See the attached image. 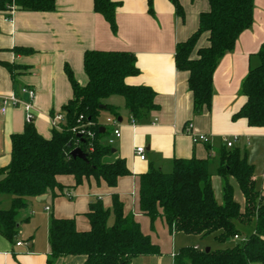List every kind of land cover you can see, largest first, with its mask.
<instances>
[{
  "label": "trees",
  "instance_id": "16d2710c",
  "mask_svg": "<svg viewBox=\"0 0 264 264\" xmlns=\"http://www.w3.org/2000/svg\"><path fill=\"white\" fill-rule=\"evenodd\" d=\"M169 1L176 14L183 18L179 1ZM207 1L208 9L199 14L197 29L187 39L177 42L174 52L176 68L188 73L194 114L210 110L214 70L223 55L234 48L239 34L252 24L254 0ZM119 5L115 0H93V10L105 19L114 34ZM148 5L151 13V0ZM54 7L55 0H0V11L6 13L13 10L49 12ZM204 33L207 44L197 47ZM256 60L240 85L239 93L245 102L232 119L244 118L248 126L264 127V44L256 53ZM83 69L87 83L81 86L69 67H64L72 97L62 107L64 119L60 130L52 129L50 138L46 139L31 122L25 123L21 133L10 137V162L0 169V194L11 197L10 207L0 208V234L9 241L17 234L19 213L26 208L29 198L48 192L52 197L62 194L60 176H72L74 186L92 180L96 185L103 183L114 188L120 177L130 175L125 160L112 158L113 147L103 142L106 130L99 123L100 113L105 109L118 119L117 108L105 104L104 100L119 95L124 100L129 121L140 122L147 113L157 109L155 91L125 83L126 77L138 73L131 52L85 51ZM80 125H86L84 128L93 136L78 134L76 128ZM75 148H80L86 158L72 157L71 151ZM217 158L216 172L224 181L221 203L216 201L212 188L211 157L192 156L173 159L168 172L151 166L138 176L139 210L149 218L151 229L156 219L162 218L171 234L212 235L219 243H227L235 235L240 236L243 229L253 228L243 241L231 246L208 251L194 246L181 247L173 257V264H264V197L257 187L254 167L236 145L221 146ZM229 178L237 183L243 206L234 200ZM111 198V207H105L99 200L89 204L85 214L89 228L85 231L77 230L73 218L51 217L50 254L46 264L74 255L84 256L83 264H134L139 257L161 254L158 245L141 231L134 215L123 212L117 194L112 193Z\"/></svg>",
  "mask_w": 264,
  "mask_h": 264
},
{
  "label": "crops",
  "instance_id": "0c3cea01",
  "mask_svg": "<svg viewBox=\"0 0 264 264\" xmlns=\"http://www.w3.org/2000/svg\"><path fill=\"white\" fill-rule=\"evenodd\" d=\"M115 1L120 2L115 13V34L105 19L93 10V0H55L54 10L49 12L0 11V102L1 97L8 94L26 102L28 97L21 89H33L32 123L43 138H50L52 117L64 116L62 107L72 97L64 67H69L79 85L87 83L83 54L88 50L134 54L138 73L126 77L125 83L150 87L155 91L157 105V109L147 113L142 121L131 124L121 96L112 95L104 100L105 104L117 108L121 118V135L112 144L115 151L112 158H123L130 175L120 177L114 188L103 183L96 185L92 180L74 186L72 176H60L58 180L64 187L62 194L52 197L48 192L40 201L36 197L29 198L26 208L19 213L15 238L9 241L0 234V264H46L50 254L51 217L73 218L77 230L85 231L89 228L85 216L89 204L99 200L105 207H111L112 193L122 202L123 212L134 215L141 231L161 252L158 256L139 257L134 264H173V257L181 248L175 245L177 233L181 232L171 234L162 218L156 219L151 229L149 218L139 210L138 176L151 166L168 172L175 158L210 156L211 165L219 148L224 146V140L233 136H238L235 145L253 165L257 187L264 197V127L248 126L244 118L232 119L245 102V97L239 93L241 82L249 66L256 63V53L264 44V0L253 1L252 24L239 34L234 48L218 62L212 78L210 110L200 114L193 113L188 73L176 68L174 52L176 43L187 39L197 29L198 16L208 9V1L178 0L183 18L176 14L169 0H151V13L148 0ZM206 44L207 34L204 33L197 47ZM110 117L113 115L105 109L100 113L99 123L106 130L104 143L111 133V126L106 122ZM188 122L192 125V134L206 135L207 143L192 142V136L185 132ZM25 123L22 106H10L5 113H0V169L10 162L11 135L21 133ZM137 146L145 148V160L135 155ZM217 165L215 174L220 177ZM210 175L213 184L214 174ZM229 182L234 200L243 206L237 183L232 178ZM1 195L7 194H0V206L5 200L8 203L5 208H8L11 197L5 199ZM28 209V213L22 214ZM245 230L251 233L253 228ZM238 241L233 238L226 246ZM19 242L22 244L17 246ZM194 247L199 248L198 245ZM84 260L82 255L65 256L56 259L54 264H83Z\"/></svg>",
  "mask_w": 264,
  "mask_h": 264
},
{
  "label": "built area",
  "instance_id": "2783aa9c",
  "mask_svg": "<svg viewBox=\"0 0 264 264\" xmlns=\"http://www.w3.org/2000/svg\"><path fill=\"white\" fill-rule=\"evenodd\" d=\"M23 94H26L28 97V100L26 102L19 100L14 94H8L5 96L1 97V105H0V113H5L7 108L10 106H22L24 113H25V122L26 123H31L33 120V100L35 98V91L30 88H22L21 89ZM64 116L61 114H56L52 117L51 119V125L52 129H61V123L63 122ZM106 122L111 126V133L106 139V144L111 145L114 143V141L120 137L121 131H120V124L121 122L118 121L117 118L115 117H110L106 119ZM131 124H134L133 120L129 121ZM90 124L87 123V126ZM86 125H80L78 128H76L78 134L83 135L85 134L89 138L93 136L92 132L89 130H86L84 127ZM74 131L75 128H72ZM185 132L189 135L192 136V142L193 143H207L208 142V137L204 134H198V135H193L192 134V125L191 123H188L185 128ZM238 140V136H233L230 139H225L224 140V146L227 148H232L235 146L236 142ZM91 148V147H90ZM135 155L140 159V160H145V148L143 146H137L134 150ZM66 196L71 198L69 193H66ZM234 239H239L240 241H243V238H239L238 235L234 236ZM22 243H16L17 246H20Z\"/></svg>",
  "mask_w": 264,
  "mask_h": 264
},
{
  "label": "rangeland",
  "instance_id": "374dc122",
  "mask_svg": "<svg viewBox=\"0 0 264 264\" xmlns=\"http://www.w3.org/2000/svg\"><path fill=\"white\" fill-rule=\"evenodd\" d=\"M217 161H218V159H217V157H215L213 159L212 164L210 165V171L214 174L213 178H212V181H213V184H212L213 187L212 188H214L213 192H214L215 198H216V200L218 202L221 203V201H222V193H221L222 180H221L220 177H218L215 174V167L217 165ZM1 196H2V198H5V199L10 197L9 195H1ZM7 205H8V203L5 202V200H4L3 202H1L0 208L1 209H8L10 207V204H9L8 208H5ZM29 210L30 209L23 211L22 214L28 213ZM248 233L249 232H247L245 229H243L242 230V234L239 236V238L241 239L242 237H245L246 235H248ZM18 239H19V237H18ZM178 239H180V241H178ZM175 245H177V249H179V247H182V246H195V245H198L200 249H206L207 247L210 248V246L212 247L210 249H215V248H213V247H216L214 245L219 246V248L220 247L221 248L222 247H226V243H219V242L215 241L213 239L212 235H207V236H204V237H198V236H195V235H186V234H183V233H177Z\"/></svg>",
  "mask_w": 264,
  "mask_h": 264
},
{
  "label": "water",
  "instance_id": "95a60500",
  "mask_svg": "<svg viewBox=\"0 0 264 264\" xmlns=\"http://www.w3.org/2000/svg\"><path fill=\"white\" fill-rule=\"evenodd\" d=\"M118 121L121 122V118L120 117L118 118ZM71 156L74 157V158H80V159H85L86 158V155L82 152V150L80 148L73 149L71 151ZM44 199H45L44 195L36 197V200H38V201L44 200ZM205 250L208 251L209 247H207Z\"/></svg>",
  "mask_w": 264,
  "mask_h": 264
}]
</instances>
